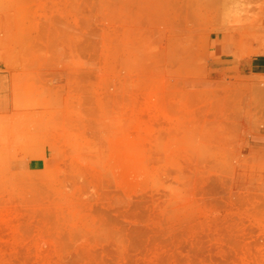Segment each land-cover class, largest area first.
Returning a JSON list of instances; mask_svg holds the SVG:
<instances>
[{"label":"rangeland","instance_id":"374dc122","mask_svg":"<svg viewBox=\"0 0 264 264\" xmlns=\"http://www.w3.org/2000/svg\"><path fill=\"white\" fill-rule=\"evenodd\" d=\"M264 0H0V264H264Z\"/></svg>","mask_w":264,"mask_h":264},{"label":"crops","instance_id":"0c3cea01","mask_svg":"<svg viewBox=\"0 0 264 264\" xmlns=\"http://www.w3.org/2000/svg\"><path fill=\"white\" fill-rule=\"evenodd\" d=\"M240 65V69H251L250 72L252 73H260L262 72L263 69V61H262V57H253L251 59H247L245 61H240L239 62Z\"/></svg>","mask_w":264,"mask_h":264}]
</instances>
